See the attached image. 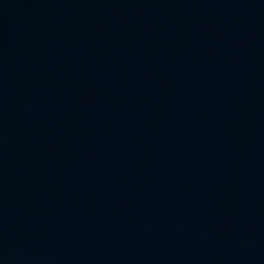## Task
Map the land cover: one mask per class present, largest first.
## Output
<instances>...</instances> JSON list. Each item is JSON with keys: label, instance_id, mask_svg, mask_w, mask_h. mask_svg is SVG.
Wrapping results in <instances>:
<instances>
[{"label": "water", "instance_id": "obj_1", "mask_svg": "<svg viewBox=\"0 0 264 264\" xmlns=\"http://www.w3.org/2000/svg\"><path fill=\"white\" fill-rule=\"evenodd\" d=\"M0 264H264V0H0Z\"/></svg>", "mask_w": 264, "mask_h": 264}]
</instances>
